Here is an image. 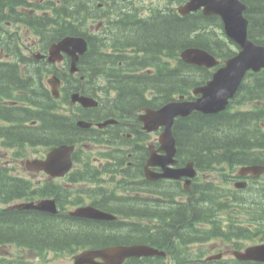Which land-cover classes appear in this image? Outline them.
<instances>
[{
  "label": "trees",
  "instance_id": "1",
  "mask_svg": "<svg viewBox=\"0 0 264 264\" xmlns=\"http://www.w3.org/2000/svg\"><path fill=\"white\" fill-rule=\"evenodd\" d=\"M164 1L159 7L145 6L142 0H42L35 3L37 5L33 0H0V34L6 31L7 22H23L41 38L42 47L66 34L84 36L88 47L78 60L83 79L68 75L63 85V99L67 100V94L72 90L99 96L97 107L76 108L81 117L86 120L113 117L134 131L138 109L157 108L179 94L190 96L192 88L211 77L212 69L182 61L179 57L182 50L201 47L221 59L235 53L222 38L218 16H205L200 11L183 16L172 8L183 0ZM242 1L247 6L245 14L251 23L249 36L264 44V0ZM21 6L49 10L51 15L21 11ZM98 20H102L99 29L90 31L89 25ZM2 40L6 51L13 52L24 64L23 71H19L16 61L0 62V99H16L21 103L11 106L0 103V118L7 122L0 125L2 143L21 151L26 145L51 147L83 141L93 135L77 126L72 115L60 114L54 108L58 102L51 98L41 82L44 71L56 72L54 66L22 57L13 35ZM111 90L116 94L108 100ZM263 95L264 70L256 74L252 82L244 80L231 103L242 105ZM259 110V107L252 110L229 108L216 114L193 112L177 119L174 135L178 156L189 158L197 167L207 169L235 168L261 159L264 133L261 127L252 124L254 112ZM32 119H37V123L29 124ZM114 139L123 146L134 143L127 137ZM114 139L103 142L113 144ZM125 154V150L117 149L106 152L107 158L120 156V159ZM106 167L111 169L112 164L108 163ZM126 170V175L136 176L135 166ZM97 174L98 171L86 161L81 170L69 174V182L92 181ZM131 183L123 178L118 187H98L94 195H87L93 200L92 204L116 214L118 218L113 220L0 208V244L73 254L87 246L142 243L166 247L171 252L167 256L132 257L123 264H251L239 260L203 261L200 259L205 256V249L192 252L189 246L213 236L227 241L248 238L250 220L247 216H254L255 230L263 232L264 205L258 202L251 205L253 199H264L262 186L247 193L243 191L240 196L231 193L225 199L226 189H219L212 182L204 188L196 183L189 192L190 201H173L170 195L162 194L152 202L144 199L141 203L135 197L136 187ZM170 187L172 191L165 189L174 193L175 189ZM37 193L55 196L59 207L68 201L77 204L83 197L81 193L53 183L32 190L27 180L8 174L0 163V202L7 204ZM117 194H124V197ZM0 264L26 262L1 256Z\"/></svg>",
  "mask_w": 264,
  "mask_h": 264
},
{
  "label": "water",
  "instance_id": "2",
  "mask_svg": "<svg viewBox=\"0 0 264 264\" xmlns=\"http://www.w3.org/2000/svg\"><path fill=\"white\" fill-rule=\"evenodd\" d=\"M202 9L206 14H217L223 22L225 34L234 40L240 47L239 51L227 59L219 67L205 84L196 86L193 90L198 97L195 101L173 100L161 106L159 109H148L146 114L140 116L148 130L154 129L159 125H164V131L160 137L159 149L164 151L163 156L152 157L157 159V163L163 168L174 163L173 156L176 152L175 140L171 133V127L178 116L188 115L193 110L203 113H217L224 110L229 104V100L236 93L247 71H258L264 68V46L253 43L247 38V20L243 16L245 5L239 0H187L183 5L177 7L180 14L185 15L197 9ZM60 50H64L72 56V69L78 55L86 50V41L83 37L67 36L51 47V56L58 57ZM181 58L191 64L198 66L211 67L218 63L214 56L198 47H189L181 52ZM51 82V80H50ZM53 95L58 96L57 86L51 82ZM181 98V97H180ZM73 101H79L84 106L95 105L96 101L92 98L72 95ZM83 126L89 123L80 122ZM73 150L72 145H59L53 148L44 160H34L31 162L36 169H44L50 175H63L71 166L70 154ZM188 170H176L179 175L193 176L195 171L189 165ZM256 169L262 172L260 167H248L241 170L247 171ZM29 206L45 211L55 212V203L51 199L40 201L38 204ZM72 214L77 216H88L96 219H110L113 216L108 213L100 212L90 207L77 208ZM128 246H111L101 249H87L74 257V264H121L127 256L131 255ZM138 247L144 254H159L156 250L148 246ZM240 259H256L264 261V245L248 247L244 251H234ZM99 257L103 261H96Z\"/></svg>",
  "mask_w": 264,
  "mask_h": 264
},
{
  "label": "flooded vegetation",
  "instance_id": "3",
  "mask_svg": "<svg viewBox=\"0 0 264 264\" xmlns=\"http://www.w3.org/2000/svg\"><path fill=\"white\" fill-rule=\"evenodd\" d=\"M66 62H68V60H65L63 63L61 62L58 63L59 66H56V68L63 69V64ZM60 79L62 81V86H63V83H64L63 79L62 78ZM261 105L262 107H264V104H261ZM109 118L110 117L100 119V120H87L90 122L91 125L89 127H82V128L87 129L88 131H91L93 134L89 136L87 139L83 140L89 143L88 145L89 153L94 154L92 157H90V161L82 158V154L84 153V149H82V147L77 148L73 152V155H72L73 161H75V167H73L72 171L81 170L82 164L85 161H88L93 166V169L95 171L96 170L98 171L96 179L92 181L85 180L87 181L85 182L86 186L81 191L83 197H85L87 201L89 202V205L92 207H96L100 210L106 211L100 208L99 206L92 204L93 200L89 198L87 195L88 194L94 195L96 192H98L97 190L98 187H102V188L118 187L120 183L123 181V178L129 179V181L132 182L130 184L131 186L135 185L136 187L135 197L139 199L141 203L143 202L142 200L144 199H148L150 202H152L155 198H158L159 197L158 191L159 190L161 191V189L168 187L169 186L168 183H170L171 185L177 186L180 192L175 195V197H178V198L176 199L171 198L173 201H179V199L182 201L184 200L190 201L191 198L189 195V189L183 186L182 184L183 180H177V181L172 182L164 178L163 179L162 178L151 179L147 177L146 175V171L149 174V176H151V175H155L154 173L160 172L161 171L160 168H162L160 165H158L157 163L158 161L156 159L157 158L156 155H163V151H160V150L156 151V148L158 146V143H157L158 131H146L143 129L142 125L139 122L137 123V126L134 129V131H132L131 127L126 125V123L124 122H120L118 119H116V121H113L112 123L111 122L106 123L107 119ZM257 122H258L257 119L255 118V116H253L252 124L257 126ZM138 126H140L142 129H140ZM261 129L264 133V123L263 122H261ZM125 137L133 139L134 143L130 144V146H123V145H120L119 142H116L114 139V138H117L119 140H123ZM111 139H114L115 141L113 144H107L106 142H103V141H108ZM262 139L264 140V135H262ZM82 145L85 146L84 142H82ZM149 146H153L152 150L156 151V154H154L156 158H152L151 156L152 152L149 149ZM109 149H117L118 151L125 150L126 154L120 159H118V157L120 156L107 158L106 152ZM186 159H187L186 157L180 158L177 162L178 165H184L186 163ZM108 163L112 164L111 169H107L106 165ZM263 163H264V149H262V152H261V159L252 161L250 165H253V166L262 165ZM134 166L137 169L136 176H133L132 174L126 175L125 174L127 171L126 168H131ZM228 171L217 176V175H213V173H211L212 171L203 170L201 173V177H202V180H207L215 184L217 182L220 183L222 180H228L232 183H235L236 181L241 180L245 182L244 186L247 185L248 191H252V187L254 183L264 184V173L260 175H255L253 173H250L244 176H239L237 173V169L235 172H228ZM68 177L69 175L67 176V178ZM207 181H204L203 182L204 184L202 183L203 185L201 187L204 188L205 187L204 185ZM169 195H172V193H169ZM184 195L186 197H184ZM255 202H258L264 205V199H253L251 200V205H253ZM247 218L250 220L249 223L247 224V229H248L247 233L249 236L247 240L248 242H254L253 244H250V245L264 243V231L259 232L255 230L256 225L253 223V219L255 217L247 216ZM263 227H264V224H263ZM211 244L209 245L210 248H211ZM224 251L222 249L217 251L221 253V258L217 260H225V259L233 260L232 258H227L228 255L225 256V254L223 253ZM249 262L251 264H264L263 262H258V261H253V260H250Z\"/></svg>",
  "mask_w": 264,
  "mask_h": 264
},
{
  "label": "bare ground",
  "instance_id": "4",
  "mask_svg": "<svg viewBox=\"0 0 264 264\" xmlns=\"http://www.w3.org/2000/svg\"><path fill=\"white\" fill-rule=\"evenodd\" d=\"M187 0H183L182 2H180V3H178V4H175V5H183L185 2H186ZM242 1V0H241ZM243 3H245L244 1H242ZM35 4V3H34ZM36 5V4H35ZM31 7H33V8H37V7H35V6H31ZM40 10V9H39ZM196 11H200L203 15H205V16H209L210 14H206V13H204L203 12V10L200 8V9H197V10H195V11H192V13L193 12H196ZM30 13H32V12H30ZM42 13H46V14H48V15H51V11H49V10H46V11H43V10H40V13H37L38 15H40V14H42ZM8 43H9V41H8ZM16 44H17V42H16ZM15 44V45H16ZM6 48V47H5ZM13 53V52H12ZM197 67H205V68H207V69H212V74L216 71V69H214V68H211V67H206V66H198L197 65ZM23 68H24V65L22 66V67H20L19 66V71H22L23 70ZM144 71H148V72H150L151 70L150 69H145ZM80 73H81V70H80V67H79V65L77 64L76 66H75V68H73L72 69V65H71V62L70 61H68V62H66V63H64L63 64V69L62 68H59V69H56V72H54V75L55 76H57V77H59V78H62L63 79V82L64 83H66V80H68V78H66L68 75H72V77H76V76H79V79L80 80H82L83 79V77H82V75H80ZM72 83L73 82H75V81H71ZM250 83V82H249ZM241 86V85H240ZM196 87V86H195ZM194 87V88H195ZM194 88H192V90H191V94H190V96H188V95H186V94H179L178 96H176V99H178V100H182V101H195L196 100V98L198 97V94H195L194 92H193V90H194ZM240 88V87H239ZM239 88H238V90H239ZM238 90H237V92H238ZM237 92H236V94H237ZM116 94V92L114 91V90H111L110 92H109V94L107 95V99L108 100H111L110 98H112L114 95ZM235 94V95H236ZM181 97V98H180ZM235 97V96H234ZM171 101H173V99L172 100H170V101H168V102H171ZM263 104H264V100H263ZM99 105V103L96 105V107ZM9 106H11L10 104H9ZM162 106V105H161ZM161 106H159V107H157V108H153V107H151V106H145V107H142V108H140V109H138L137 110V114L139 115V116H143L144 114H146V112H147V110L148 109H159ZM54 108L56 109V111H58V112H60V114H63V115H72L73 116V121H74V123L77 125V126H79V127H81L82 128V124H80V122H81V120L78 118V117H76V116H74L73 114H71L70 112H68V111H66V109H65V107H63V106H61L60 104H57V105H55L54 106ZM230 108V110H235V109H239V107L236 105V103H231V101L229 102V104L227 105V107L224 109V110H226V109H229ZM87 109H89V108H86V110ZM224 110H222V111H224ZM193 112H200V113H202V114H216V113H203V112H201V111H199V110H193L192 112H190L188 115H185V116H178L177 117V119H179V118H185V117H187V116H189L191 113H193ZM219 112H221V111H219ZM219 112H217V113H219ZM255 113V118L257 119V126L258 127H261V122H263L264 123V107H261L260 108V110L259 111H256V112H254ZM176 119V120H177ZM5 122V124H7V122L6 121H4ZM29 124H36L37 123V119H32L31 121H29L28 122ZM139 123L142 125V127H143V122L140 120L139 121ZM174 125H175V122L173 123V125H172V127H171V133H172V136H173V138H174V140H175V149H176V151H177V141H176V138H175V135H174ZM140 129H142L140 126H138ZM136 131V130H135ZM154 131H158V134H157V136L158 137H161V135H162V133H163V131H164V125H159V126H157L156 128H154ZM136 134V133H135ZM135 139H136V137H135ZM149 149L151 150V146H149ZM177 153H178V151H177ZM179 155V154H178ZM181 158H183V156H181ZM180 159V157L179 156H177V158H176V161L172 164V166H170V167H168V168H160L161 169V171L160 172H157V173H154L155 175H151V176H149V174L147 173V171H146V175H147V177H149V178H151V179H154V178H164V179H168V180H170V181H172V182H174V181H177V180H183V186L184 187H186V188H188L189 189V192L191 191V187L194 185V184H196L197 183V185H203L204 183V181H207V180H202V177H201V173H202V171L203 170H205V171H207V170H209V169H207V167H205V166H202L201 168H199V167H197L196 166V163L193 161V160H190L189 158H187L186 159V163L184 164V165H178V160ZM189 165H191V167L194 169V171H195V173H194V175L193 176H187V175H179V176H177V174H178V172L176 171V170H188V166ZM251 166H253V165H250V164H245V166H244V168L246 167V168H248V167H251ZM260 168H262V169H264V163L262 164V165H258ZM239 170L240 169H238L237 170V172H239ZM247 171H249V170H247ZM85 182H87V181H82V183H83V188L86 186V184H85ZM240 180H238V181H236L235 183H232V182H230V181H228V180H222L220 183H216V186L217 187H219V189H226V191L227 192H225V194H227V195H225V199H228L229 198V196L231 195V193H234V194H236V195H238V196H240V195H242L243 194V191H244V185H241L240 183ZM203 183V184H202ZM207 183H209V181H207L205 184H207ZM254 184H258V183H254ZM168 187H165V188H169V189H171L170 191H172V188L170 187V186H173V188L175 189V191H174V193H172V195H170L171 197H173V199H176V198H178V197H175V195L177 194V193H180L179 192V189H178V187L177 186H174V185H171L170 183H168ZM229 185H231L230 187H229ZM161 189V191L159 190L158 191V193H159V197L160 196H162V194H164L165 196H167V195H169V191L167 190V189ZM66 194H70V192H67ZM167 194V195H166ZM119 196H124V194H118ZM136 195V194H135ZM184 197H186L185 195H184ZM57 213H69V210H68V208L66 207V205L65 204H63V206L62 207H59L58 206V212ZM223 240V244H225V246H224V248H222V250L224 251V250H226V251H228V250H231V249H236L237 247H238V245L236 244V241L235 240H224V239H222ZM116 245H120V244H115V245H105V246H101V247H89V246H87V247H83V248H80V252H82V251H84V250H87V249H101V248H106V247H111V246H116ZM128 246L129 247V251L130 252H132V254L131 255H129V256H127V258H132V257H134V258H142V257H147V256H150V255H147V254H144L142 251H144L143 249H139L138 247H132V246H141V245H143V246H148V247H150V248H152V249H154V250H156L159 254H158V256H167V255H169L170 254V249H168V248H166V247H163V248H159V247H156V246H154V245H151V244H142V243H133V244H122L121 246ZM127 247V248H128ZM189 249L190 250H192V252H196L197 250H198V247L197 246H194V245H190L189 246ZM209 255H211V252L208 250V249H205V256H209ZM203 263V262H202ZM205 264V263H204Z\"/></svg>",
  "mask_w": 264,
  "mask_h": 264
},
{
  "label": "rangeland",
  "instance_id": "5",
  "mask_svg": "<svg viewBox=\"0 0 264 264\" xmlns=\"http://www.w3.org/2000/svg\"><path fill=\"white\" fill-rule=\"evenodd\" d=\"M144 5H159L162 6V2L160 0H142ZM40 13V12H38ZM24 30H21V33H24ZM27 35V36H26ZM29 36V37H28ZM36 39L31 33L25 34L22 36V42L24 46H29L31 42ZM22 50L25 52V54H29L30 51L26 47H22ZM251 105H244L243 108L250 107ZM66 111H68V108H66ZM38 151V149H36ZM11 149L6 148L2 145H0V157L2 162H7L9 165L15 164V172L21 176H27L28 170L24 164V161L29 158H33L35 153L34 150H29L26 153V156L23 159H20L18 161H13L10 156ZM34 153V154H33ZM39 178V177H38ZM231 185H229L230 187ZM214 242L209 243L212 247V252H217L218 250L224 248L225 244H223L220 240H213ZM254 242H248V240H243L241 242L242 245L246 246L249 244H253ZM5 254L13 258H19L25 260L27 264H72L73 258L70 254H56L53 252H38L33 249H24V248H18L15 245H0V255Z\"/></svg>",
  "mask_w": 264,
  "mask_h": 264
}]
</instances>
